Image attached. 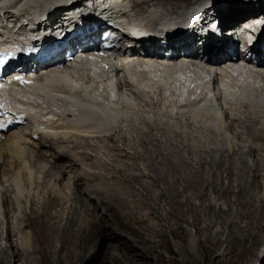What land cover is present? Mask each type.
<instances>
[{"label":"bare ground","instance_id":"1","mask_svg":"<svg viewBox=\"0 0 264 264\" xmlns=\"http://www.w3.org/2000/svg\"><path fill=\"white\" fill-rule=\"evenodd\" d=\"M74 1L0 0V47L10 43L27 60L14 66L8 82L0 83V229L8 224L7 231L0 232V264H30L28 257H35L34 264H97L94 254L100 240L106 242L109 251L114 249V254H106L100 264H140L141 261L143 264H189V258L174 249V238L183 241L187 238L184 223L189 219L186 215L195 222L201 220V215H212L213 211L229 223V235L233 237L229 245L235 250L236 264H264V254L260 259L253 247V238L264 235V174L261 173L264 158L256 156L257 143L264 151V30L258 31L261 37L255 50L251 48L247 52L231 46L228 37L213 38L198 47L194 39L188 41L189 34L182 28L169 37L166 47L160 46L150 34L134 40V48L125 45L133 40L130 37L133 32L135 35L145 33L160 21L171 24L176 21V15L183 19L200 15V11L188 15L189 11L185 10L197 2L205 9L208 2H218L222 16L243 24L244 32L251 29L252 16L264 15V5H259L258 14L255 4L249 1L133 0L129 7L132 0H105L103 8L99 9V13H103L100 16L95 10L75 14L71 31L89 27L95 19L101 21L103 31L110 36L105 41L99 39L95 46H87L86 55L99 52L101 56L95 61H82L81 68L76 70L65 64L66 49L58 37L62 31L54 29L58 23L66 21V12L83 4L84 0ZM94 3L96 1L92 0ZM54 9H62L64 13L56 16L51 12ZM208 11L206 9L205 13ZM259 23L264 26V20ZM230 29L231 25L227 30ZM88 36L89 39L98 37L95 32ZM235 36L243 41L238 34ZM40 39L43 44L38 46L36 42ZM49 45H53L55 55L41 66L40 72L24 75L17 70L22 64L26 70L37 49ZM228 49L238 60L226 58L230 55ZM185 50H189L188 54ZM203 56L214 68L207 61L202 62ZM240 63L258 66L259 71L249 68L247 71ZM98 65L105 69L97 71ZM177 83L183 84V89L178 90ZM191 86L193 90L189 89ZM220 88L230 104L227 107L222 103ZM139 105L156 117L145 116L142 125L133 122L132 128L118 124L121 110ZM216 106L217 109L220 106L219 112ZM161 114L175 118L177 124L160 117ZM125 120L122 123H127ZM216 120L235 140L250 141L249 152L256 153L253 164L245 159L241 167L235 160L233 165L230 163L232 167L226 176L232 181L228 185L222 181L221 174L214 176L217 175L214 181H221L223 187L213 184L212 189L219 197L230 198L237 205L236 219L230 217L231 212L234 214L231 206L226 209V205H222L217 209L216 201L204 187L208 176L205 178L200 170L192 177L178 173L175 180H167V188L162 187L166 188L162 197L170 206L167 211L170 224L169 229L166 228L169 234L153 219L158 210L156 203L162 201L155 199L151 191L144 197L126 185L109 190L89 182L95 173L90 171L87 160L97 157L89 151L92 145L100 150L106 141L112 146L111 142H123L132 132L144 146L150 143L173 145L191 139L215 144L221 139L214 130L216 127L210 126ZM3 123L10 127L2 128ZM226 141L228 145L234 142L230 138ZM213 159L216 164L217 159ZM187 189L193 194H185ZM197 198L199 203L195 201ZM97 209L101 213H97ZM11 223L18 224L17 230L9 226ZM215 223V219H211L204 227L210 230ZM217 232L211 233L209 244H214V237L221 231ZM88 237L95 242L91 247L86 244L80 259L75 252L85 245ZM56 242L59 243L57 248ZM183 250H189L188 244L183 245ZM211 250L216 251L217 245Z\"/></svg>","mask_w":264,"mask_h":264},{"label":"rangeland","instance_id":"2","mask_svg":"<svg viewBox=\"0 0 264 264\" xmlns=\"http://www.w3.org/2000/svg\"><path fill=\"white\" fill-rule=\"evenodd\" d=\"M95 1H96V3H95L96 6L101 5V7H100L101 9L103 8V6H102L103 3H106L105 0H95ZM229 1H231V2L238 1L239 3L240 2L242 3L243 0H229ZM75 2L80 3L81 0H76L73 3H75ZM132 2H133V0L131 2L129 1V7H131L130 5L132 4ZM91 3H92V0L88 4H91ZM189 5L190 4L185 5V7L189 6ZM259 5H264V1L262 0V2L258 3L256 5V7L254 8L255 11L258 14L261 11L258 8ZM109 9L112 10V8H109ZM206 9L208 10V6H207ZM56 10L59 11V12H54ZM211 10L212 11H217L222 16L221 9H220V7L218 5V2H216V6L212 7ZM51 12L54 15H56V16L64 13L62 9H54ZM172 13H174L176 15L175 12H172ZM66 14H67L66 18L68 19V12H66ZM254 17L252 16V23H253ZM222 18L225 21H227V19H228V18H224V16H222ZM240 18H242V17H240ZM126 19L130 20L129 18H126ZM233 20L234 19L230 20V18H229L228 22L233 25V28H235L239 38L243 39V41H245V34L247 32H252V28L251 29L249 28L251 31H249V29H248V30H246L244 32L242 30L243 24L239 23L237 20H234V21ZM155 23L157 24L156 21H155ZM137 48H139V47H137ZM226 58L229 59V56H227ZM123 76H124V74H123ZM223 97H224V95H223ZM227 100L228 99H227L226 96L224 97V100H222L225 107L230 105L227 102ZM138 107L140 108L139 111H138ZM215 108H216V110H218V112L221 110L220 106H219L218 109H217V106ZM127 109L126 108L123 109L125 112L123 110H121V113H120L121 115H120V117L118 116V118H117L118 119L117 120L118 124H124L126 127L132 128L133 127V124H132L133 122H136V124L140 125L142 121L144 122V117L145 116L153 117V118L156 117V115H154L152 112L145 111L143 108H141L140 105L135 107V108H127ZM159 116L160 117L162 116V118L165 117V120L169 119L170 123L174 122V123L177 124L178 120H176L175 118L173 119V117H171V116L162 115V114L159 115ZM232 116H233V114H232ZM133 117H134L135 121L133 120ZM125 118H127V121L125 120ZM129 119H130V121H129ZM124 120L127 123H125V122L122 123ZM218 121L220 122V119H218ZM218 121L216 120L215 123L213 125H210V126H211V128H213V127L215 128L216 127L214 130H216V132H218V134L220 135L221 139L224 138L223 140H225V139L227 140L228 138H230L231 141H234L232 144L229 143L230 146L228 145V143H226L227 142L226 140L224 142L223 140L221 141V139H220V141H218V143L216 142L215 144H214V142L211 143L210 141H198V140L196 141L194 139H191V141L187 140L188 143L186 141H185V143L176 142L173 145H166L165 144L166 146L163 144V146H165L164 147L166 149L165 150L162 145H160V146L157 145V144L155 145V143H153L154 145L152 143H150L151 146H150V144H146L145 146L142 145L140 143V141L136 140L137 135L135 133H134V137H133V132L130 135L131 137L127 139L128 142H127V140H123V142H111L113 144L112 146L108 145V141H106L105 143L102 142V144L103 143L104 144L102 146V149L100 148V150L95 148L94 145H92V147L89 149V151L91 153H93L94 155L97 154V157L94 158L93 160H90V159L87 160V164L90 166V171L92 173H95V175L89 180V182L92 183V184H98V185H100L101 188H105V189H109V190H112L113 187L119 188V187H123V186L126 185L125 186L126 188L128 186V188H130L131 190L134 189L137 193L139 192V194L140 193L143 194L144 197H145V194H146L147 191H149V192L151 191V194L153 195V197L154 196L156 197V198L154 197L155 199L158 198V201H160V202L162 201L161 203H159L156 200V202H158V203H156V207H157L156 209H158V210L155 212L156 214L154 213L155 215L153 214L154 215L153 219H154V221L157 224H159V226L161 224V228H163V230H165L167 232V234H169V230H166V228L169 229L168 225L170 224V218L168 217V214H167L168 213L167 211H168V209H170V206L167 204V201L162 197V194L165 192V190L167 188V185H168V184H166V182H167L168 179L171 180V181H173V179L175 180V178L177 177L176 175H178V173L182 174L184 177H185V175H186V177H190V176L192 177L193 173L195 174L197 171L200 170V171H202L205 174V175L203 174L205 176V178L207 176L209 177V179H208V177L206 178V182L205 183H206L207 186L205 185L204 187H205L206 191H208V192L210 191L209 197H211L213 200L216 201L215 203H216L217 209H219L222 205H224V207L226 205V207H225L226 209L231 206L233 211H234V214H232V212H231L230 217L232 219L235 217L234 219H236V208H237V205L234 204L232 201H230L229 200L230 198L221 197V196L219 197V195H217L216 191L214 192V190L212 189L213 184H214V186H215V184H217V185L223 187V183L221 181L220 182H217L216 180L214 181V178L217 179V175L221 174L222 177H223L222 181L224 182V184L228 185L232 180H231V178L229 176L227 177L226 175H228V173H227L228 169L232 167V165H233L232 163H233L234 160H235L234 162H236L237 166L239 164L238 167H241L240 164H242L245 160L247 162H251V164H253L254 163V159H255L256 156H260V157L264 158V151L261 149L260 144L257 143V146H258L257 155H256V153H255L256 156L254 154H251L249 152V150H250V141H247V143H242V142L240 143V141L235 140V138L232 136L231 132H229L228 134H226V132H224V129H222V127H220ZM227 123H226V125H228ZM226 135H228V137ZM132 137H133V139L135 138V140H133ZM122 143H124V144H122ZM137 143H138V145H137ZM147 145L149 147H151V148H149ZM175 146H176V148H175ZM110 147H113V148H110ZM159 147H160V149H159ZM147 148H149V151H148ZM150 149L153 152H151ZM149 152H151L154 156L152 154H150ZM235 152H236V154H235ZM245 152H246V154H244ZM156 153H157V155L155 156ZM165 153H166V155H165ZM232 153H233V155H232ZM158 154H161V155H158ZM162 155H164L166 158L168 157L169 159L168 158L166 159ZM150 156H152L153 158L150 157ZM213 157H215L217 159V163L218 164L217 163L215 164V161H214L215 159H213ZM161 158H162L163 161L161 160ZM219 160H221L222 162L219 161ZM218 161L221 162V163H219ZM186 163H187V166H186ZM211 163H212V165H211ZM124 164H126L127 166L124 165ZM129 164L132 167H130ZM191 164L193 166H196V167L198 166V167L194 168ZM177 165L179 166L178 168H176ZM225 165H227V167ZM174 166H175V168H174ZM125 167H126V169H125ZM212 167L214 169H211ZM179 169L181 171L182 170H185V171L180 172ZM127 170H129V171H127ZM187 170L189 171V173H188ZM190 171H192V172H190ZM127 172H129V173H127ZM172 172H174V173H172ZM261 173L264 174V170H262ZM215 174H217L216 177H214ZM262 174H261V176H262ZM127 176H129V177H127ZM158 176H160V177H158ZM211 176H212L213 179L210 178ZM130 177L132 179H130ZM134 177H136V178H134ZM155 178L158 179V180H156ZM210 179L212 181H210ZM117 180L119 181V184H117L118 183ZM120 180L122 182H124V183L121 184ZM114 183H116V184H114ZM232 183L236 184L237 182L233 181ZM102 184L103 185L105 184V185L102 186ZM108 184H110V185L108 186ZM111 184L113 186H111ZM144 184H146V185H144ZM118 185H119V187H118ZM130 185H131V187L132 186H134V187L131 188V187H129ZM163 185H165V186H163ZM209 185H211V186H209ZM149 186L151 188H153L152 190H153L154 193L152 192V190H151V188ZM162 187H166V188H162ZM209 187H210V189H209ZM186 192H185V194H190V195L193 194L191 189H187ZM188 192H190V193H188ZM159 196H160V198H159ZM163 200H164V202H163ZM199 200H200L199 198L195 199V201H197L198 203L200 202ZM79 207H80V205H79ZM55 210L56 209H54L52 211H55ZM98 212L101 213V210L97 209V213ZM212 215H209V214L201 215V220H199V221L196 220L195 222H194V219L190 215H186V218L188 216L187 219H189L188 222L185 221V223H184L185 226H186L187 232H188L187 238L184 239V241L174 238V249L177 250V251H181L183 257H188L189 261H190L189 264H236L237 259L235 257V250L233 248H230V245H229L232 242V239H233V237H231L229 235V223H227L223 219L219 218L217 216L218 212L214 213V211H213ZM211 219H215L216 223L213 225V228L211 227V229L208 230V229H206L204 227V225L207 222L208 223L211 222ZM227 221H229V220H227ZM17 225L18 224H16V223H14V224L11 223V225L9 224V226H11L12 228H14L16 230H17ZM162 225L163 226L165 225V226L163 227ZM7 229H8V224L5 226L4 229H0V232L3 231V230L6 232ZM218 230H220L221 232H220L219 235L217 234L214 237V239H215L214 244L213 245L209 244L208 243V239L210 238L209 236L211 235L212 232L214 234L218 233L217 232ZM236 232H237V230H236ZM13 238L16 241L17 237L14 236ZM253 241H254L253 242L254 252L257 253L256 255L260 259H262L263 254H264V235L262 234V235L255 236L253 238ZM94 242H95L94 238H92V237L89 238L88 237V240L85 242V245L80 246V248H78L76 250L75 255L77 254L76 256L78 258L82 259V255H83V253L85 251V248L87 246L86 244H88V246L91 247V245H93ZM185 244H188L189 250H183V245H185ZM58 245H59V243L56 242L55 248H57ZM214 245H217V250L216 251H212L211 250V248L214 247ZM119 251H122V250H119ZM164 252L168 253L167 250H165V249H164ZM232 252H233V254H232ZM106 254L113 255L114 254V249H111L109 251L107 249L106 242L104 243L103 240H100V245L98 247V250L94 254L95 257H97V262L96 263L100 264L103 261L104 256ZM63 255L65 256L66 252H64ZM35 256L38 257L37 254H35ZM34 258L35 257H33V258L32 257H28V260L30 261V264H32V262L34 261L33 260ZM235 260H236V262H235ZM18 262L20 263L22 261L20 260ZM142 262L143 261H141L140 264L144 263V262L143 263ZM33 264H34V262H33Z\"/></svg>","mask_w":264,"mask_h":264},{"label":"clouds","instance_id":"3","mask_svg":"<svg viewBox=\"0 0 264 264\" xmlns=\"http://www.w3.org/2000/svg\"><path fill=\"white\" fill-rule=\"evenodd\" d=\"M221 100H224V97H223V95H222V98H221ZM222 103H223V101H222Z\"/></svg>","mask_w":264,"mask_h":264},{"label":"snow or ice","instance_id":"4","mask_svg":"<svg viewBox=\"0 0 264 264\" xmlns=\"http://www.w3.org/2000/svg\"><path fill=\"white\" fill-rule=\"evenodd\" d=\"M17 79H21L20 77H17Z\"/></svg>","mask_w":264,"mask_h":264}]
</instances>
